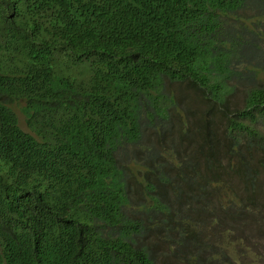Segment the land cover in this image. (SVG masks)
Instances as JSON below:
<instances>
[{
  "label": "trees",
  "instance_id": "obj_1",
  "mask_svg": "<svg viewBox=\"0 0 264 264\" xmlns=\"http://www.w3.org/2000/svg\"><path fill=\"white\" fill-rule=\"evenodd\" d=\"M245 1L0 0V264H221L218 256L236 258L230 242L205 245L215 258L191 245L159 255L173 241L148 233L152 211L146 210V222L125 212L130 203L116 153L141 146L142 114L162 128L172 119L176 101L166 81L185 82L206 100V111L225 119L214 135L228 145L207 156L219 157L214 170L223 173L212 182L211 198L235 157L241 165L252 161L253 173L239 167L230 178L244 174L247 185L240 179L239 189L256 193L264 134L254 123L264 119V87L250 90L240 110L225 101L226 82L239 73L222 18ZM199 118L182 119L178 138L198 128ZM175 147L168 150L172 156ZM171 163L166 172L152 163L146 169V205L158 214L174 213L157 193L160 185L172 193L167 186L183 162Z\"/></svg>",
  "mask_w": 264,
  "mask_h": 264
},
{
  "label": "rangeland",
  "instance_id": "obj_2",
  "mask_svg": "<svg viewBox=\"0 0 264 264\" xmlns=\"http://www.w3.org/2000/svg\"><path fill=\"white\" fill-rule=\"evenodd\" d=\"M222 23L223 32L226 37L229 36L230 46L235 51L232 66L239 73L226 82L230 89L225 101L230 110H240L250 90L264 87V0H246L244 5L223 17ZM165 86L167 93L171 92L176 101V106L170 109L172 119L162 128L157 123L156 126L151 124L142 114L141 146H125L116 153L118 164L125 174L130 203L124 208L125 212L131 217L144 218L146 222V210L152 211V216H147L146 224L150 226L148 233H160L173 241L171 247H161L159 255H171L172 251L191 245L199 254L205 253L207 258H215L205 245L217 247L223 242H230L236 249V258L218 256L217 262L264 264V174H259L256 179V193L239 189L242 182L247 185L242 178L244 174L238 176L242 182L230 176L238 174L239 167L251 176L253 162L241 165L238 157H235L228 178L214 185L212 199V182L223 173L214 170V160H219V157L213 159L207 156L213 155L214 151L224 153L228 145V140L214 135L215 129L219 132L224 130L225 119L206 111V100L187 83L166 81ZM184 118L193 122L199 118L198 128L192 125L178 138L175 132H179V124ZM245 121L251 124L249 119ZM254 127L264 134V119L254 123ZM146 145L155 147L146 151ZM171 147L176 148L177 154H169ZM156 148L160 158L156 157ZM183 151L189 152L186 158L182 155ZM243 152L244 149H241L239 155ZM177 161L183 163L178 166L180 179L172 178L167 186L172 193L165 194V186L162 185L157 190L161 198L171 203L174 213L162 210V214H158L149 202L146 205V169H150L152 163L159 166L160 172H166L169 165L174 166L171 162ZM192 168L199 170L198 173L193 174ZM257 169L261 170L260 167ZM170 174L173 171L170 170ZM143 238L146 242V229Z\"/></svg>",
  "mask_w": 264,
  "mask_h": 264
}]
</instances>
